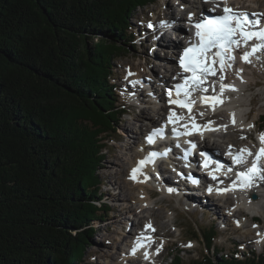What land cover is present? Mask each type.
<instances>
[{"label": "trees", "instance_id": "16d2710c", "mask_svg": "<svg viewBox=\"0 0 264 264\" xmlns=\"http://www.w3.org/2000/svg\"><path fill=\"white\" fill-rule=\"evenodd\" d=\"M152 2L0 0V264H78L109 214L96 172L125 113L114 63L136 48L132 20ZM191 237L209 250L217 233ZM215 257L189 264H264Z\"/></svg>", "mask_w": 264, "mask_h": 264}, {"label": "rangeland", "instance_id": "374dc122", "mask_svg": "<svg viewBox=\"0 0 264 264\" xmlns=\"http://www.w3.org/2000/svg\"><path fill=\"white\" fill-rule=\"evenodd\" d=\"M241 3V6L248 7L250 10H256L257 8L261 10L264 8V0H255V4H250L249 2H246V0ZM178 4H184V1L153 0L152 4L137 10L132 23L136 28L139 27L142 32L147 33L148 31V34L146 39L141 41V39L138 38V40H136V48L132 52H129L126 57L115 61L111 83H115L119 87L125 84L124 82L133 85L131 82L133 78L130 79L127 75L129 68L139 73L136 80L139 78L145 79L142 84H148L146 78L150 79L154 77V75L158 76L162 74V70L166 66L175 68L172 58L169 56L171 60H166V58H163L161 50L156 49L153 41L154 34L149 33V26L146 25V21L155 24L159 21H163L161 20L163 19V16H166L168 19L171 18V20H174L173 17L178 19L181 18L182 13H186L189 10V7L185 4L182 6L184 10H181L177 7L179 6ZM190 15L191 14H189L187 18H189ZM157 16L158 20H156ZM159 18L161 19L159 20ZM181 23L182 22L178 20V24ZM133 32H135V30ZM165 39L168 40V37H165ZM92 43L95 44L96 39H94ZM255 68L249 67L246 70V74L250 77V80L241 91L240 89L238 90L244 94V99L249 102L242 101V107H239V109L242 108L241 110L244 115L250 111L247 120L248 129L253 128L252 123L254 121L256 128L259 127L262 129L263 127L260 124L261 122L259 119L264 115V70L258 68V70H256ZM250 71L253 72L251 73ZM152 84L156 87L155 83ZM129 90L131 89L129 88ZM116 95V105L120 107V104L125 105V103H127V106L125 105V108H127L126 115H124L119 124V130L116 135L108 138V148L104 152L105 159L96 172V174L103 180L101 195L103 201L109 207L110 212L106 215L103 221H97L94 223L93 228L95 231L90 238V241L85 246L84 257H82L78 264H133V262H129L126 259L125 256L127 255L124 254L123 250L124 244L128 243L126 242V237L129 235L128 230L132 228L133 231H137L138 228L137 224L139 217L136 216L135 213L128 214V207L131 205L132 200H137L139 189L136 187H130L129 189L132 193L131 201H124L122 199L126 194L122 182L126 179V175L128 178L129 174L126 169L127 166L125 165L126 167H124V165H121L120 158L127 153L129 148L142 143L141 138L146 133V130H149L150 126V124H148L149 122L144 118L145 115L148 114L154 118H157L160 115L153 106H134L128 104V91L125 95L118 91V93L116 92ZM136 95L135 98L139 102H145V94L143 91L137 90ZM232 98H234V95ZM220 114L222 115L220 118L223 121L222 123L227 124L228 113L226 111H221ZM141 127L147 129H144L145 131H139ZM231 134L232 135H228L230 138L227 135L226 139L220 137L216 138L218 149L224 150L225 146L229 144L236 148L241 145L253 146L258 139L257 135H254L251 140H245V135L243 134L235 131H231ZM221 139H223V141ZM166 184H168V182ZM150 188L151 187L149 186H145V192L150 193ZM231 197L232 198L225 200L227 207L236 203L235 196ZM191 203L195 208L190 207L186 200L165 197L162 190H159L151 196L150 203L146 207L149 209L147 211L148 213H144L146 209L143 211L144 215H146L145 217L157 225V233L159 236L163 237V234L165 233L171 235L169 238L164 237L166 244L162 252L164 258L163 261L159 263L168 264L169 256L172 253L179 254L182 258L183 264H189V262L193 260L201 259L203 255H209L210 257L216 256L215 258H218L223 255L230 256V254L236 252L237 256L241 259L251 255V253H254L255 255H264V240L261 245H254L255 230H264V211H261L256 219H252L247 213L248 211L242 208L241 211H239L240 215H236L230 219L234 221V223H230L231 221L228 220L227 216L224 214L226 211L224 209L222 211L218 207H213V205L210 204L212 203L210 200L194 201L191 199ZM152 211L155 212L157 216L155 217L154 215L150 219ZM241 218H245L246 223L244 222V225L246 226V230L240 228L242 227V223L239 224ZM210 226H214L217 233V239L214 241L213 247H211L207 253L204 248L205 245L200 237H191V233L194 231L196 233L198 232V234L202 233ZM261 238L264 239V236H261ZM186 241H192L193 247L188 251H183ZM242 249L244 250V256L240 251ZM216 250L221 253L216 254Z\"/></svg>", "mask_w": 264, "mask_h": 264}, {"label": "snow or ice", "instance_id": "6c2138e0", "mask_svg": "<svg viewBox=\"0 0 264 264\" xmlns=\"http://www.w3.org/2000/svg\"><path fill=\"white\" fill-rule=\"evenodd\" d=\"M220 3L226 5L227 0H220ZM189 21H191V16L189 17ZM259 23L260 21L257 20L255 25L258 26ZM149 27H151V25H149ZM193 27L196 29L195 36L198 43L191 44L188 48H185L183 50V55L179 58L180 67L184 72L191 73L190 76L184 78V83L177 86L176 90L177 97L183 93L186 99L183 102L179 99L170 100V103L172 104H177L180 107H188L189 112L191 111L189 106L193 101L187 99V97H190L193 91H207V88H203L202 85L208 76L216 75V69L213 67L214 65L219 64L221 72H223L226 67H231V63L229 62L236 59L232 54L233 51L241 47V45H247L249 41H258L259 43L255 44L251 51L246 50L244 52L241 57L244 62L250 63L249 57L259 50H264V29L253 30V25L250 24L246 13L235 12L228 6L223 7L222 15L215 16L214 18L202 14L199 22L195 23ZM220 79L223 80L224 77L221 76ZM226 88L228 90H234L230 86L221 84V94ZM169 96H171V93H169ZM201 99L205 102H210L213 105L220 102L219 98L215 96H202ZM173 115L175 114L173 113ZM169 119L171 121L172 118L169 117ZM173 131H175V129H173ZM161 135L162 133L160 130H154L152 135L147 138L148 143H153V137ZM179 135H181V133H177V136ZM261 143L264 144V136H261ZM192 147L195 148V145H192ZM245 152H247L246 149L242 150L240 155L235 156L234 163L241 164ZM247 154L252 155L250 152H247ZM156 155L157 153H151L147 160H142L140 162L141 166L145 165ZM200 155L207 156V154L203 152H201ZM262 158H264V147H261L259 153L256 154V162L252 164L251 168L236 174L237 180L241 185V190L250 188L258 176L261 179H264V169L258 166V162ZM204 166L208 167L207 158ZM221 167H223V165L217 162V169ZM228 170L231 171L232 169L229 168ZM139 171L140 169H133L131 178L135 179ZM213 179H216V177L213 176ZM208 191L211 193L212 188L209 187ZM134 253L135 249L133 250V254ZM145 255L147 256V254Z\"/></svg>", "mask_w": 264, "mask_h": 264}, {"label": "bare ground", "instance_id": "6f19581e", "mask_svg": "<svg viewBox=\"0 0 264 264\" xmlns=\"http://www.w3.org/2000/svg\"><path fill=\"white\" fill-rule=\"evenodd\" d=\"M229 1V0H227ZM242 1L244 0H230V3H233L232 5L236 6V5H239ZM180 2V1H179ZM246 2H249L250 4H255V0H246ZM185 5V4H180L179 6L177 7H181V10H184L182 8V6ZM191 6V10H188L186 13H182L181 15V19L183 20V22H187L189 20V18H187L189 16V14H193L195 15V9H197L198 7H202L203 9H205V5L203 4V2H201V0H194V3L190 4ZM252 10V9H251ZM198 12L200 13H203V11H199L197 10ZM253 12L255 11H258L257 9L256 10H252ZM171 21H175V18L174 20H171ZM185 24V23H184ZM160 32V31H158ZM170 40V43H167L168 41ZM158 46L159 48H164V46H168V48H171V49H178L179 45H180V42L179 41H171V38H168V40L165 39V37L161 34V37L160 39L158 40ZM163 50H161V54H165L162 52ZM131 52V51H130ZM160 54V55H161ZM166 57V60L170 61L171 58L168 56V55H165ZM161 64V63H160ZM251 65L258 69H261V70H264V52H261V55L260 57H257L256 59H254V62L252 61ZM245 70H246V67L244 66V63H240L239 64V68H238V71H239V75H238V81L235 82L236 87H239L242 88L249 82L250 80V77L245 73ZM171 71L176 74L177 73V68H174L172 67L171 68ZM131 73V76H129L130 78H136L137 76H139V73H137L136 71L135 72H130ZM165 76V75H164ZM161 78H164L163 76H159ZM154 82H148V86L151 90V92L155 93L157 96H158V100L160 103H157L156 104V107L159 109V111H164L166 109V107L161 103L162 101V96L160 95L161 91L163 88L167 87L168 86V82H165L164 84H162V89L161 91H159L158 89V86L156 85V87L153 86ZM230 86L232 89L234 87H232V84L228 85ZM240 90V91H241ZM144 93V92H143ZM162 94L165 95V93L162 91ZM234 95V98H232V96ZM145 99H146V96L144 95ZM244 94H242V92H239L237 90H235L234 94H229V96H227L225 98V101H228L230 106H233V110H234V113L233 111H231V113L234 114V116H236L237 118V122L240 127H244L245 125L243 124L244 120L245 122H248V116L246 117L243 113H242V108L239 109V107L242 105V101H247L248 100H245L244 99ZM249 103V102H248ZM244 105V104H243ZM242 107V106H241ZM207 111H209L207 109ZM192 112V111H191ZM191 114L193 113H190L188 114V116H190ZM160 115V114H159ZM145 120H147L150 124L151 127L155 126V124L157 123L156 121H158L159 117L157 118H154V117H151L150 115L146 114L145 115ZM253 124L255 125V122H253ZM144 127V126H143ZM141 127L139 129V131H142V130H146L147 128H143ZM144 130V131H145ZM147 132V130H146ZM146 136V134L144 135V137ZM228 136V135H227ZM226 135H223L222 137L220 136V138H223V139H226L227 138ZM261 136H264V131H260V133L258 134V139H257V142L258 144L256 145V149H257V153H259L261 147H264V144L261 143ZM143 137V138H144ZM230 138V136H228ZM133 138V137H132ZM223 139H221L223 141ZM145 144V143H144ZM135 146V145H134ZM201 146L203 148H207V147H211V148H214V149H218L217 146H218V142L216 140V138H213V139H209L208 141H202L201 142ZM228 146H231V144L225 146L224 149H226ZM143 149H147L146 146H143V143L141 144H137L135 147H132V148H129L127 153L124 154L123 157L120 158L121 160V165H124V167L127 166V171H128V178H127V175L125 176L126 179L123 180V187L124 189L126 190V194L123 196V200L124 201H129L131 199V196H132V193L130 191V187L134 188H138L139 189V195H138V198L137 200L131 202V205L128 207L129 208V212L128 214H132V213H135L136 216L139 217V221H138V228H137V232H140V230L142 229H146L148 230L147 233H144V234H140V237H144L145 234H150L151 236H155L156 233H157V230H158V227L157 225L153 222V221H149L144 215V213H146L149 209H147L146 207L149 205L150 203V198H151V195L150 193L148 192H145V189L143 185H135L132 183L131 181V173H132V170L133 169H140L139 173L140 174H143V173H146L147 169H146V166L143 165L141 166L140 162H141V156H142V150ZM132 151V152H131ZM126 165V166H125ZM125 169V170H126ZM158 174H161V171L159 170ZM136 179V178H135ZM139 179V182L141 181L140 177L138 178ZM168 181L167 180H158V179H155L154 180V183L156 185L159 186V188H164L166 189L167 187L165 186H168L170 185L169 182L168 184H166ZM119 189V188H118ZM251 192H254L255 194H257V199L256 200H252L250 198V194ZM258 191H255V190H251V188H248L246 190H239L237 191L236 195H235V198H236V203L234 204L233 203V206H234V209L232 210V212L229 210V207L230 205L227 207L226 206V202L224 200V198L227 200L228 199V195H223V198L222 200H220L218 203L219 204H222L223 207H224V210L226 211L227 215L229 216H233V213L235 212L234 216L236 215H240L239 214V211H241V209H245L247 210L248 214L250 217H252V219L257 216L261 211H264V192L263 193H257ZM121 199V200H122ZM194 201H196L195 199H192ZM131 201V200H130ZM186 202H188V205L192 208H195V206L192 205L191 203V199L190 198H187L186 199ZM127 204V203H126ZM128 205V204H127ZM195 205V204H194ZM146 209V210H145ZM145 210V211H144ZM144 211V213H143ZM148 213V212H147ZM241 213V212H240ZM262 214V213H261ZM155 217L157 216L155 214V212L152 211L151 213V216H150V219L152 218V216ZM233 216V217H234ZM154 217V218H155ZM232 217V218H233ZM242 219V220H241ZM240 219V223H242V227H240L241 229H245L246 226L244 225V222H245V218H241ZM244 219V220H243ZM246 223V222H245ZM150 226V227H149ZM154 229V231H153ZM246 230V229H245ZM137 232L136 231H133V229H129L128 230V236L126 237L127 238V241L126 242H133V243H137V241L135 239H137ZM255 232H257L255 230ZM264 232V231H263ZM261 232L260 236H264V233ZM141 235H144V236H141ZM142 241H144L143 238H141ZM263 239V238H262ZM264 240V239H263ZM124 246H130L128 245V243H125ZM135 249V253L133 254V250ZM129 250H131V253L133 255L137 254L138 252V249L136 247H134L132 245V247H129ZM126 259L129 261V258L127 256H125ZM139 263V262H138Z\"/></svg>", "mask_w": 264, "mask_h": 264}, {"label": "water", "instance_id": "95a60500", "mask_svg": "<svg viewBox=\"0 0 264 264\" xmlns=\"http://www.w3.org/2000/svg\"><path fill=\"white\" fill-rule=\"evenodd\" d=\"M251 198H252L253 200H256V199H257V196H256L255 194H253V195H251Z\"/></svg>", "mask_w": 264, "mask_h": 264}]
</instances>
